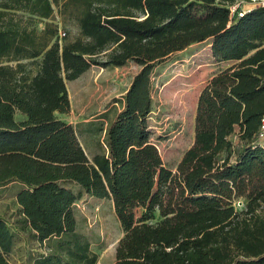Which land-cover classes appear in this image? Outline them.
Instances as JSON below:
<instances>
[{"label": "trees", "instance_id": "trees-1", "mask_svg": "<svg viewBox=\"0 0 264 264\" xmlns=\"http://www.w3.org/2000/svg\"><path fill=\"white\" fill-rule=\"evenodd\" d=\"M241 1L0 0V189L16 205L0 214V264L20 239L26 264H96L77 229L84 195L111 200L123 229L112 264H264V5L232 11ZM55 14L74 38L59 39ZM207 40L228 66L201 88L172 169L152 140L153 72ZM128 61L139 68L89 158L56 116L69 111L66 81ZM147 164L156 183L132 224L127 186Z\"/></svg>", "mask_w": 264, "mask_h": 264}, {"label": "rangeland", "instance_id": "rangeland-1", "mask_svg": "<svg viewBox=\"0 0 264 264\" xmlns=\"http://www.w3.org/2000/svg\"><path fill=\"white\" fill-rule=\"evenodd\" d=\"M257 5H264V0L255 4L242 3L241 9L248 10ZM54 22L58 23V31L66 33L65 36L72 39L78 34L75 26L63 25L57 14ZM36 26L41 29L43 23L38 22ZM227 66V63H217L213 59L207 40L171 55L154 69L149 124L152 140L158 147L164 166L174 169L182 153L192 143L199 92L212 75ZM138 68L132 61L121 67L91 66L77 79L66 81L69 111L56 116L75 126L89 158L96 152L97 143L103 141L104 129L119 110L120 100ZM157 171L152 164H147L127 186L125 210L132 224L142 214L154 190ZM10 186L0 189V214L6 216L16 208L14 190ZM239 202H235L237 209L242 207ZM74 206L77 229L98 254L96 264H112L115 246L123 235V229L111 200L84 195ZM26 250L25 242L20 239L9 255L11 264H26Z\"/></svg>", "mask_w": 264, "mask_h": 264}, {"label": "built area", "instance_id": "built-area-1", "mask_svg": "<svg viewBox=\"0 0 264 264\" xmlns=\"http://www.w3.org/2000/svg\"><path fill=\"white\" fill-rule=\"evenodd\" d=\"M259 1L260 0H249V1H246V2H248V3H259ZM242 3H245L244 1H241V2H239L238 4H235V5H233V6H231V10L233 11L238 5L241 7V4ZM241 14V13H240ZM64 32H61L60 30H59V39H61L63 36H64Z\"/></svg>", "mask_w": 264, "mask_h": 264}, {"label": "water", "instance_id": "water-1", "mask_svg": "<svg viewBox=\"0 0 264 264\" xmlns=\"http://www.w3.org/2000/svg\"><path fill=\"white\" fill-rule=\"evenodd\" d=\"M239 204H240V202H239Z\"/></svg>", "mask_w": 264, "mask_h": 264}]
</instances>
